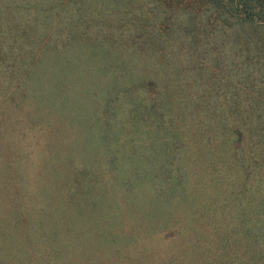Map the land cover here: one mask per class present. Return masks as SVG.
Here are the masks:
<instances>
[{"label": "rangeland", "instance_id": "374dc122", "mask_svg": "<svg viewBox=\"0 0 264 264\" xmlns=\"http://www.w3.org/2000/svg\"><path fill=\"white\" fill-rule=\"evenodd\" d=\"M211 12L0 0V264H264V30Z\"/></svg>", "mask_w": 264, "mask_h": 264}, {"label": "trees", "instance_id": "16d2710c", "mask_svg": "<svg viewBox=\"0 0 264 264\" xmlns=\"http://www.w3.org/2000/svg\"><path fill=\"white\" fill-rule=\"evenodd\" d=\"M202 1L208 4L210 6V11H212L210 15L211 17L210 20L207 18V21H209V25L213 23L217 24L219 22L222 23L225 22L224 26L228 28V31H236V33L233 34L236 38L234 39V43L241 48L239 50H241L242 52L247 50L251 41H254L255 43H257L258 40L263 41V39L261 38L262 36H258V38H254L253 33L254 30H256V33L258 31L264 30V0H202ZM225 12L227 13L231 12L230 13L231 16L230 17L225 16L224 15ZM228 18L234 20L233 24L231 23L226 24ZM240 34L242 36H240ZM224 44L227 45L228 43L225 41ZM255 58L256 60H258L259 56H256ZM146 82L149 83L147 85H144L145 87L151 86L152 84L154 85V83L151 81L147 80ZM164 114L166 113L162 109L160 111H155L151 116L150 118L151 121H149L148 125L149 127H151V130L155 132V134L152 135L151 140L158 145L164 146L162 150V155H163L162 157L168 160L170 157L175 156L174 152L173 153L168 152V149H170L169 147H171L170 144H174V143L182 144L181 142H178L179 137L177 136L174 130L177 125L182 127L183 124H177L176 120H174L175 123L172 122L171 120H169L168 117L164 116ZM232 129H233V133L235 132L239 134V136L241 135V132H239L235 127ZM147 131H145V133H147ZM155 158H157V155H155ZM234 160H236L235 157ZM168 173L169 171L167 172L166 175H168ZM155 188L157 190L156 196H159V198L161 197L162 200H167V203H169L173 195L168 190L167 186L166 187L161 186L160 182H157ZM127 196L128 198H130V200L134 199V196L133 197L129 195ZM189 230H193V228L191 229L189 227L183 228L181 233L184 234V232H186L185 233L186 235L189 233ZM169 234L170 236H173L172 233ZM225 256L227 258L229 257L228 254L226 253Z\"/></svg>", "mask_w": 264, "mask_h": 264}]
</instances>
